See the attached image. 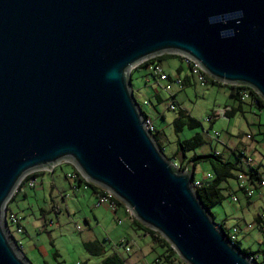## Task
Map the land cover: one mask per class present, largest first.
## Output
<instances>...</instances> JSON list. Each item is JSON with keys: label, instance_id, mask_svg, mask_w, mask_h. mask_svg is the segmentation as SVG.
<instances>
[{"label": "water", "instance_id": "1", "mask_svg": "<svg viewBox=\"0 0 264 264\" xmlns=\"http://www.w3.org/2000/svg\"><path fill=\"white\" fill-rule=\"evenodd\" d=\"M165 54L264 100V0H0V264H30L7 206L26 176L62 163L185 264H259L146 126L132 71Z\"/></svg>", "mask_w": 264, "mask_h": 264}, {"label": "rangeland", "instance_id": "2", "mask_svg": "<svg viewBox=\"0 0 264 264\" xmlns=\"http://www.w3.org/2000/svg\"><path fill=\"white\" fill-rule=\"evenodd\" d=\"M159 65L173 77L178 76V69L181 67V80L185 81L189 77V81L183 82L182 86L173 83L172 89L167 91L166 83L158 82L154 71L149 67H142L134 72V95L141 108L154 121L155 129L161 132L166 157L174 156L178 138L190 139L201 134L205 144L191 154L217 151L224 159L234 162L238 156L249 158L252 162L259 160L263 163L260 170L264 172V109L244 103L242 111L233 117H227L224 114L226 110L240 105L231 96L230 88L223 84H202L192 75L187 64L178 58L166 56L159 61ZM157 92L164 100L162 104L157 101ZM173 95L175 106L200 121V127L185 129L179 135L174 132L173 121L178 117V111L169 109ZM148 103L151 106H147ZM216 133L219 137L215 136ZM252 134L255 135L254 140L247 137ZM181 158L179 156L176 164H172L177 167ZM74 167L72 164L62 163L52 172L38 174L37 186L24 184L17 199L10 204L26 229V232L17 234L13 227L14 237L22 245V252L29 263L102 264L101 258L91 256L85 246L88 241L97 239L106 249L119 246V252L127 259V264H166L155 261L162 249L132 223L125 212L126 206L123 205L115 213L109 205H99L96 195L89 188H77L67 178V174L75 170ZM209 172L207 164H199L195 177L197 180L207 181ZM222 187L227 199L211 208L215 222L224 223L227 229L238 227L244 249L254 252L264 250V231L254 224L258 213L264 212V197H260L257 191L249 205L244 193L239 191L237 180L231 179ZM234 195L239 198V202H233ZM241 229L244 230L242 234ZM122 241L133 245L132 253L125 252V245H120ZM139 253L142 254L141 260H138ZM262 261L260 257L258 263Z\"/></svg>", "mask_w": 264, "mask_h": 264}, {"label": "trees", "instance_id": "3", "mask_svg": "<svg viewBox=\"0 0 264 264\" xmlns=\"http://www.w3.org/2000/svg\"><path fill=\"white\" fill-rule=\"evenodd\" d=\"M166 56L178 58L182 61V57L180 55H174V54H165L153 59H150L144 63H142L140 66L136 67L132 71V80L134 76V72L142 67H150L151 64L158 63ZM206 83H212V84H220L221 83L215 81L211 77H209L206 73H203ZM188 81V77L185 78V82ZM224 85V84H223ZM228 88H230L231 96L240 103L239 107L235 108L232 107L231 109H228L225 111V116L227 117H233L235 116L239 111L243 110V104L249 103L251 107H257L260 109H264V100L252 89L245 86H230L225 85ZM242 90H248L250 92V99L249 101H243L241 92ZM159 95L156 94V98L159 104H162L164 100L161 97H158ZM171 98H173V104L175 103V95H173ZM143 109V108H142ZM176 111H178V117L174 119L173 121V127L174 132L179 135L182 133L185 129H196L201 126V122L193 118L191 115H189L185 110H183L180 107H176ZM144 117L145 119L150 117L144 110ZM164 117V115H161ZM209 121H211L209 119ZM153 136L156 140V142L159 144L161 149L164 152V147L161 142V132L157 131L154 126V131L152 132ZM205 144V140L203 139L201 134H196L194 137L190 139H180L178 138L176 142V152L174 153V156L172 158L168 159L175 163L178 160V157L181 156L180 164L177 166V168L180 171H185L189 168H193L194 171L196 170V167L199 164L205 163L208 165L211 173V178L206 179L207 181H204V184L200 188H196L197 194L200 198V200L203 202V204L211 211V208L222 204L226 199L227 196L223 192L222 185L226 182H228L231 179L237 180V176L239 172L247 173L250 177V180L252 183H257L260 181V178L262 176L263 172L259 171L258 167H251L248 171H246V168L243 164L241 156H238L237 161H232L231 159H224L223 155L221 153H218L217 151H212L208 154H191V152H194L197 150L200 146ZM40 173H34L31 176H28L24 182L19 186L17 192L15 195L20 191L21 187L24 185L25 181H28L30 178L37 177V175ZM196 180V177H195ZM77 183L79 187L84 186L86 188H89L96 196L98 195H106L107 192L103 190L102 188L91 184L89 182H86L83 178H79L77 180ZM241 191V190H239ZM243 192V191H241ZM14 195V196H15ZM14 197L12 198V200ZM11 200V201H12ZM112 201H114L118 208L122 207L123 204L120 203L116 198H112ZM9 204L7 206V213L9 212ZM212 214V213H211ZM213 216V215H212ZM214 218V216H213ZM256 223H260V214L258 218L256 219ZM132 223L140 230L143 231L144 235H148L152 238V241L158 245L162 249V254L156 258V262L166 263V264H185L180 257L178 256L177 252L172 248V246L163 239L158 233L146 228L143 226L140 222H138L135 218L132 219ZM218 224V223H217ZM222 230H224L227 234L229 233V229L224 227L223 223H219ZM125 243H128V241H122L120 242V245H125ZM235 246L241 250L243 253H245L247 256L251 258H257V256H263L264 259V250L262 251H251L250 249H244L239 241L235 242ZM87 249L91 251V249L94 248L93 245H86ZM58 255V253H57ZM97 256L100 254H96ZM260 259V257H259ZM257 260V262L259 261ZM102 264H124L123 260L117 256L116 254H113L111 256H108L104 259ZM264 264V262L260 263Z\"/></svg>", "mask_w": 264, "mask_h": 264}, {"label": "built area", "instance_id": "4", "mask_svg": "<svg viewBox=\"0 0 264 264\" xmlns=\"http://www.w3.org/2000/svg\"><path fill=\"white\" fill-rule=\"evenodd\" d=\"M181 57H182V61L185 62L187 64V66L189 67V69L191 70L192 75L197 77L198 80L202 84H205L206 79L203 75V73H205V72L197 64H195L192 60H190L186 57H183V56H181ZM149 68L154 71V74L157 77L158 82H160V83L165 82L166 83L165 90L170 91L172 89V84L175 82V81H173L171 76L167 72H165L163 70V68L158 63L151 64ZM176 83L178 85L182 86L183 81L181 79H179L176 81ZM241 96H242L241 98L243 101H249V99L251 97L250 92L248 90H242ZM147 106H151V104L148 103ZM169 109L170 110H176L175 104L171 103L169 105ZM145 123H146L147 128H149L153 132L154 131V121L151 119V117L146 118ZM215 136L219 137V134L216 133ZM249 138H251V137H249ZM69 164H71V163H69ZM243 164L246 168V171H248L249 168L253 167V162L249 158H245L243 161ZM74 168H75V170L73 171V173L67 174V178L71 179L76 184V187L79 188V185L77 183V180L79 178H83L86 182H88V181L81 175V173L78 171V169L76 167H74ZM42 172H46V170L35 172V173H42ZM32 174H34V173H31L28 176H31ZM28 176H26L24 178V180ZM210 178H211V175L208 173L206 176V179H210ZM24 180L21 182V184L24 182ZM237 183H238L239 190L243 191L245 197L248 200H251V198H253L256 195L257 191H259L260 197H264V172L262 173L260 181L255 183V184L251 182L250 177L247 173L239 172L238 176H237ZM21 184H20V186H21ZM24 184H28L30 187H36L37 186L36 177L30 178L28 181H25ZM203 184H204V181L197 180V179L194 181L195 189L200 188ZM96 197L98 199L99 205H109L111 210H113L115 212H117V210L119 209L117 204L114 201H112V198L114 196L111 195L109 192H107L106 195H98ZM232 200H233V202H239V198L235 195L232 196ZM125 212L130 217L131 220L134 219L133 213L130 212L127 207L125 208ZM7 220H8L9 230L13 236L15 233V231H13V227L16 228L17 234H22L25 232V228L21 224V221L16 214L11 213L9 215V212H8L7 213ZM258 226L262 231H264V212L262 214H260V223L258 224ZM228 236L231 239V241L234 243L236 241H239V229H238V227H233L232 229H229ZM16 242H17L18 246L20 247V249L22 250V245L17 240H16ZM125 247H126L127 252H131L133 245H131L128 242V243H125ZM259 257L260 256H257V258H254V259L258 260ZM77 264H80V263H77Z\"/></svg>", "mask_w": 264, "mask_h": 264}, {"label": "crops", "instance_id": "5", "mask_svg": "<svg viewBox=\"0 0 264 264\" xmlns=\"http://www.w3.org/2000/svg\"><path fill=\"white\" fill-rule=\"evenodd\" d=\"M179 72L177 73V77L175 76V77H173L171 74H170V76H171V78L173 79V81H175L174 83L175 84H177L176 83V81L177 80H179V79H182L181 78V71H182V68L180 67L179 69ZM168 73V72H167ZM188 81H189V77H188ZM183 82H185V81H183ZM178 85V84H177ZM156 94H158L159 96L158 97H161L160 96V94L157 92ZM260 133H262V131H259ZM264 134V133H263ZM247 137L249 138V137H251L250 139H252V140H254L255 139V135L254 134H252V135H247ZM255 150H256V147H255ZM242 160H244V159H242ZM263 165V163H262V161H259V160H257V161H253V166L254 167H258L259 168V171L260 172H263V171H261L260 170V166H262ZM208 174V173H207ZM243 193V192H242ZM18 194L19 193H17L15 196H14V199L12 200V201H10L9 202V212H11V213H13V214H15L14 212H13V210L10 208V204L15 200V199H17V197H18ZM250 203L252 204V201L251 200H248L247 199V204H249L250 205ZM248 205V206H249ZM118 211V210H117ZM115 212V211H114ZM115 213H117V212H115ZM263 213V212H262ZM262 213H258V215L255 217V219H254V221H255V223L254 224H256L257 225V227L259 228V226H258V223H256L257 221H256V219L258 218V216H259V214H262ZM22 224V223H21ZM221 224V223H220ZM224 224V223H223ZM225 227V226H224ZM226 228V227H225ZM260 229V228H259ZM261 230V229H260ZM241 234L244 232V230L243 229H241ZM262 231V230H261ZM25 232H26V229H25ZM241 235H239V242L241 243V245H242V240H241V237H240ZM86 245H93L94 246V248L93 249H91V251L89 250L88 252H89V254L91 255V256H97L96 254H100V255H98L97 257H100L101 258V262L103 263V261H104V259L105 258H107L108 256H111V255H113V254H116L117 256H119L122 260H123V262H124V264H127V259H124V257L121 255V253L119 252V246L117 247V246H113V248H109V249H106V247H104V246H102L101 245V243L97 240V239H95V240H93V241H88L87 243H85V246ZM124 250H125V252L126 253H128V254H130V253H132L133 252V249L134 248H132V250H131V252H127L126 251V247H124L123 248ZM152 249H154L153 248V246H152ZM114 250V251H113ZM163 252V251H162ZM160 254H162V253H160ZM160 254L158 255V256H160ZM141 255L142 254H140L139 253V255H138V260H141ZM157 256V257H158ZM260 257H262V259H263V256L261 255ZM130 260V259H129ZM140 262V261H139ZM264 262V259H263V261H262V263ZM132 264V263H131Z\"/></svg>", "mask_w": 264, "mask_h": 264}, {"label": "clouds", "instance_id": "6", "mask_svg": "<svg viewBox=\"0 0 264 264\" xmlns=\"http://www.w3.org/2000/svg\"><path fill=\"white\" fill-rule=\"evenodd\" d=\"M239 15H241V16H242V15H243V13L241 12V13H239Z\"/></svg>", "mask_w": 264, "mask_h": 264}]
</instances>
